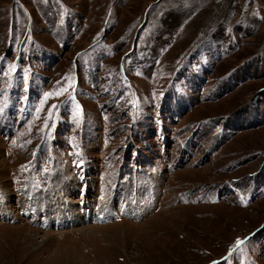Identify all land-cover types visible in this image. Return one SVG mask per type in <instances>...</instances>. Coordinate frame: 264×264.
Listing matches in <instances>:
<instances>
[{
    "label": "rangeland",
    "instance_id": "374dc122",
    "mask_svg": "<svg viewBox=\"0 0 264 264\" xmlns=\"http://www.w3.org/2000/svg\"><path fill=\"white\" fill-rule=\"evenodd\" d=\"M0 264H264V0H0Z\"/></svg>",
    "mask_w": 264,
    "mask_h": 264
},
{
    "label": "snow or ice",
    "instance_id": "6c2138e0",
    "mask_svg": "<svg viewBox=\"0 0 264 264\" xmlns=\"http://www.w3.org/2000/svg\"><path fill=\"white\" fill-rule=\"evenodd\" d=\"M244 243V241H242V240H238L237 241V246H239V245H241V244H243Z\"/></svg>",
    "mask_w": 264,
    "mask_h": 264
}]
</instances>
